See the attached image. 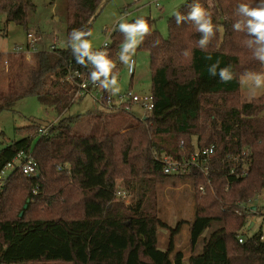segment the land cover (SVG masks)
Wrapping results in <instances>:
<instances>
[{
  "label": "trees",
  "instance_id": "trees-1",
  "mask_svg": "<svg viewBox=\"0 0 264 264\" xmlns=\"http://www.w3.org/2000/svg\"><path fill=\"white\" fill-rule=\"evenodd\" d=\"M108 1L67 0L68 47L36 53L25 73L21 57L7 86L0 87V113L27 96H36L59 115L77 101L67 77L76 71L89 77L92 69L76 62L69 35L74 29L92 32ZM196 3L212 13L216 25L207 50L198 47L201 34L187 20L177 25L175 16L170 17L164 37L154 19L140 16L152 27L137 49L149 52L155 101L143 119L135 118L114 133L106 129V112L89 115V133L76 131L69 117L54 124L34 123L18 128L21 138L0 149V171L20 153L32 154L39 164L31 177L16 166L0 192V264H183L185 253L176 251V236L184 223L191 232L190 264H264L263 232L247 234L254 214L243 208L264 188V93L246 101L240 80L264 74V64L247 46V34L232 29L240 19L237 6H255L259 0H187L177 11L186 15ZM35 10L34 0H0L7 22L26 29ZM123 41L116 28L102 48L119 73ZM212 64L218 65L217 72L227 68L234 78L223 82L210 76ZM211 144L217 150L212 188L205 194L199 190L206 184L199 168L168 176L156 158L167 154L182 160ZM232 169L245 175L231 174ZM168 177L188 180L194 188L195 217L177 228L160 218L154 194ZM118 181L126 187L128 205L118 201ZM214 224L218 227L196 252ZM163 228L171 231L164 251L158 245Z\"/></svg>",
  "mask_w": 264,
  "mask_h": 264
},
{
  "label": "rangeland",
  "instance_id": "rangeland-1",
  "mask_svg": "<svg viewBox=\"0 0 264 264\" xmlns=\"http://www.w3.org/2000/svg\"><path fill=\"white\" fill-rule=\"evenodd\" d=\"M187 0H110L100 10L94 20L92 36L89 38L93 43L94 50H101L106 42L111 41L112 32L120 22L147 16L156 21V27L164 37H168V20L176 10L185 5ZM36 10L29 14V26L24 28L14 22H7L4 14H0V87H6L9 75L15 73L17 64L21 57L24 58L27 71L28 66L33 62V56L40 51L51 49H65L67 41V0H34ZM160 4L162 10L157 8ZM28 33H31L36 42L31 48V59H26L28 51ZM20 53V54H16ZM137 61L134 77H131L127 67L120 62L119 86L120 95L133 88L137 93L151 92V70L150 55L147 51L138 50L133 57ZM8 61V64L5 63ZM254 75H243L240 77L242 95L246 101L260 97L264 93V87L256 88L253 82ZM108 116L107 131L114 133L120 130L122 125L134 121L135 116L142 117L144 111L133 106L131 112H111L98 103L93 96L87 95L75 101L71 107L62 115H59L51 106L41 104L36 96H27L19 100L13 109L0 113V149L21 136L18 128L31 124L48 125L57 123L63 117L72 118V127L79 133H89L92 130L87 122L89 115L104 113ZM111 112V114H110ZM106 120V121H107ZM136 121V120H135ZM105 131V129H104ZM13 169L8 170L11 173ZM126 191L125 185L118 181L117 189ZM127 192V191H126ZM157 199L159 216L168 223L171 228H177L180 222H190L195 217L194 188L190 181L181 180L177 177H168L159 184L154 192ZM124 205L131 203V199H120ZM261 207V204H259ZM218 224H214L202 236L199 242V251L202 249L205 237H208ZM247 230L248 235L262 230L264 235V213L263 215L252 216ZM171 231L160 229L158 244L162 249H167L170 242ZM190 228L187 223L181 225L176 236V251L190 252ZM198 251V252H199Z\"/></svg>",
  "mask_w": 264,
  "mask_h": 264
},
{
  "label": "clouds",
  "instance_id": "clouds-1",
  "mask_svg": "<svg viewBox=\"0 0 264 264\" xmlns=\"http://www.w3.org/2000/svg\"><path fill=\"white\" fill-rule=\"evenodd\" d=\"M235 15L240 19L233 23V31L247 34L249 37L246 41L247 46L252 49L254 58L264 64V0H259L255 6L240 3L236 8ZM174 16L177 25L187 20L195 26L196 31L201 34L198 47L201 50H207L210 40L216 34V25L213 23L212 13L196 3L190 5V11L186 15L177 11ZM118 28L124 34L119 61L131 73L137 67V61L133 58L137 48L147 36L151 35L152 27L145 18L139 17L132 23L120 22ZM91 36L90 30L74 29L69 35L72 54L78 64L85 67L91 66L92 71L89 78L94 85L116 95L120 92L117 63L110 58L108 51L93 49V43L89 39ZM217 68V64H212L208 69L209 75L218 76L223 82H228L234 78L227 68H221L219 72H217ZM253 82L256 88L264 87V74H255Z\"/></svg>",
  "mask_w": 264,
  "mask_h": 264
},
{
  "label": "built area",
  "instance_id": "built-area-1",
  "mask_svg": "<svg viewBox=\"0 0 264 264\" xmlns=\"http://www.w3.org/2000/svg\"><path fill=\"white\" fill-rule=\"evenodd\" d=\"M156 6L160 8L159 3H156ZM28 39V51L26 53H20L24 54L26 59H31L32 54L30 50L31 48H33L36 39L31 33H28ZM108 45L109 42H106L103 48L107 47ZM5 63L8 64V61H5ZM91 69L92 68L90 66V70ZM135 70L131 73L128 71L131 77H134ZM67 79L72 81L75 86V100L83 98L87 95L93 96V98L98 103H100L107 109V111L131 112L133 106H138L144 111V115L146 116L147 113L151 112L155 107L154 95L152 92L137 93L133 90H126L120 95H112L108 91L101 89L98 85H94L87 75L78 71H76L75 73H69ZM41 132H45V129L41 130ZM181 144L183 145L184 142H182ZM216 150L217 146L215 144H211L208 146L197 148L190 157H184L182 160H176L172 156H169L167 154L156 155V158L162 163L163 172L168 176L186 174L190 171L191 167L194 166L199 168L206 179V184L200 185L199 190L201 193L205 194L208 187L212 188V181L210 179L211 163ZM16 166H18L22 170V172L29 177L34 176L38 173L39 164L34 156L32 154L20 153L13 162L9 163L3 170L0 171V192L4 189L6 180L10 175V173H8V170H14ZM234 173H236V170L232 169L231 174ZM244 175L245 171L242 174H237V176ZM116 196L121 199H128L127 192L119 188L116 191ZM259 204H261V207H259ZM243 208L249 212H252L254 214L253 216H255V214L263 215L264 188L257 195V197L253 199V201L249 202L247 205H244ZM246 228L247 230L249 229L248 225ZM263 238L264 237H262V239ZM240 242H244V237L240 238Z\"/></svg>",
  "mask_w": 264,
  "mask_h": 264
},
{
  "label": "crops",
  "instance_id": "crops-1",
  "mask_svg": "<svg viewBox=\"0 0 264 264\" xmlns=\"http://www.w3.org/2000/svg\"><path fill=\"white\" fill-rule=\"evenodd\" d=\"M156 6V5H155ZM157 7V6H156ZM157 8H159V7H157ZM159 9H161L162 10V7H160ZM178 10V9H177ZM176 10V11H177ZM51 50H53V49H51ZM50 50V51H51ZM129 89H131V90H133V88L132 87H130ZM128 89V90H129ZM91 116H93L92 114H91ZM145 117V115H143L142 117H139V118H144ZM135 118L137 119L138 117L137 116H135ZM159 237V236H158ZM159 245V244H158ZM159 248L161 249V250H165V249H162L160 246H159ZM190 249H191V245H190ZM196 252H198L199 251V245H197V247H196ZM184 253H185V257H184V260H183V264H190L189 263V257H190V255H191V251L190 252H185V251H183Z\"/></svg>",
  "mask_w": 264,
  "mask_h": 264
}]
</instances>
